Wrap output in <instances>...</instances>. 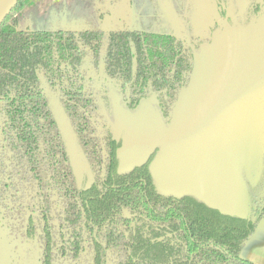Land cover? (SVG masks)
<instances>
[{
  "label": "trees",
  "instance_id": "16d2710c",
  "mask_svg": "<svg viewBox=\"0 0 264 264\" xmlns=\"http://www.w3.org/2000/svg\"><path fill=\"white\" fill-rule=\"evenodd\" d=\"M84 1H56L49 13L55 29L30 30L26 24L16 30L8 17L0 26V207L11 238L24 242L26 235L17 223L10 225L17 219L12 194L20 181L34 182L40 213L27 223L37 228L42 264H78L83 254L92 264H106V247L120 235L128 245L126 264H254L241 252L264 209L253 220L190 196H165L147 165L117 172L119 143L109 135L100 137L90 119L94 98L82 69L85 56L97 62L108 36L105 72L126 90L129 109L156 96L166 120L189 82L194 57L172 34L139 29L106 33L92 19L83 30L61 28L63 16L71 15L73 22L84 19ZM27 6L29 16L33 3ZM42 82L59 93L86 156L89 168L80 185Z\"/></svg>",
  "mask_w": 264,
  "mask_h": 264
},
{
  "label": "water",
  "instance_id": "95a60500",
  "mask_svg": "<svg viewBox=\"0 0 264 264\" xmlns=\"http://www.w3.org/2000/svg\"><path fill=\"white\" fill-rule=\"evenodd\" d=\"M18 2L0 0V26ZM205 6L220 25L228 24L216 6ZM231 27L232 32L213 37L194 52L189 82L169 120L154 96L134 111L125 109L130 124L124 169L143 164L158 149L150 171L161 194L192 196L246 218L258 208L252 200L264 193V22ZM52 104L81 181L83 163L72 129L59 102ZM217 198L228 200L229 207H215ZM27 247L26 264H39L36 242ZM13 257L10 235L0 219V264H15Z\"/></svg>",
  "mask_w": 264,
  "mask_h": 264
},
{
  "label": "flooded vegetation",
  "instance_id": "af4514ba",
  "mask_svg": "<svg viewBox=\"0 0 264 264\" xmlns=\"http://www.w3.org/2000/svg\"><path fill=\"white\" fill-rule=\"evenodd\" d=\"M56 1L58 0H22L21 5L17 4L15 9L12 10L11 14L8 16L9 18L8 20L11 24L13 23L16 30H20V28L23 29L26 24L28 25V28L30 30H38V29H43V28L55 29L57 28V24H54V21H55L54 14L51 13L49 16V13H50V10L53 11V9L51 8H53V4ZM71 1L72 0H67L69 4L71 3ZM124 2L127 4H124ZM169 2H172L171 5L177 8L176 13L180 11V16L184 14L185 7L187 8V5H188V0H127V2L126 0H85L83 4L85 7V10H83L84 19L80 20L79 18L78 20H74L73 22V19L71 20V15L69 17L63 16L59 24L61 28H64V29L83 30V29H76L75 26L81 25V24H84L86 26V23H85L86 20L92 19L97 24H99L106 33L110 31H118V30H123V29H139V30H148V31L157 32V33L172 34L176 36L177 38L183 40L190 47L193 53V57H194V52L198 50L203 43L210 42L209 38H202V37H197V36L180 37V36H177L175 32H173V30L172 32H166L163 28H162L163 30L158 31L161 26V23L159 22V18H161V15H162V13L160 12V9L161 7H163V4L166 7H168L166 3L169 4ZM27 3H33V7H34L33 13L29 14V16L27 12L30 10V7L27 6ZM207 3L213 6H216L217 10L220 13V18L223 20H226L228 24H230L231 26L248 28L253 23H256L259 20H262L264 22V0H208ZM114 6L118 8H129V9L135 6L137 9H139L138 13L141 11L140 9H143L141 14L144 13V9H149L146 11L147 12L146 16L152 17L151 19H149L151 21L149 20L141 21L142 19L139 17V19L135 20L134 23L130 25L129 27H124V28H119V29H109V30L105 29L104 26L110 25L108 24V20H109V16L113 12L111 10L113 9ZM25 14H27V17H25ZM170 14L174 15V12L172 11L170 12ZM48 16L51 22H48ZM37 25H40L41 28H37L36 27ZM218 27H219V22L218 20H216L215 26L211 27V32H214ZM152 29H158V30L154 31ZM108 44H109L108 36H105L103 39V43L101 45L99 60L95 62L91 56L89 55L85 56L82 69L84 70L86 78H87L86 85L92 89V94L94 98L93 110L89 113L90 119L92 120V124L95 125L97 129V134L100 137L109 135L111 140L119 143L118 147L115 150V159L118 162L117 172L121 174H126L127 172L132 171L137 166H135L134 168L130 170H125L122 165V159L120 157V152L124 151L125 149L129 127L117 128L118 115L116 113L118 112H116L114 108V103H113L114 96L116 95L119 98L120 103L121 105H123L124 108H126L129 111H131V109H129V107L127 106L128 96H127L126 90L123 91L120 86L115 84L113 80L110 79L106 75L105 55L107 52ZM134 51L135 49L134 47H132V52ZM136 66H137L136 58H133V61H132L133 70L136 69ZM42 83H43L45 93L51 98V104H52V100L59 102L60 106L62 107L64 111V108L59 99L60 97L59 93L56 91H52L48 87L46 82H42ZM53 111H54V106H53ZM64 114L66 115L65 111H64ZM126 117H127L126 120L128 122L127 124L128 126L130 124L129 114H127ZM67 120H68V116H67ZM70 127H71V124H70ZM60 131H61V128H60ZM72 133L74 135L76 145H77L79 154L81 155V159L83 163L81 181L78 180L74 172L66 143H65V146L67 149V153L69 156V160H70L73 173L75 175V178L78 184L80 185L84 179V171L89 168V165H88L86 156L84 155L83 151L81 150L77 142V139H76V136L73 130H72ZM1 150H2V144H0V151ZM157 150L158 149H156L155 151L151 153V155L149 156L146 162L138 166L147 165L149 172L151 173L150 166H151L153 159L155 158ZM151 177H152V174H151ZM152 180H153V177H152ZM165 196L174 197L173 195H165ZM258 197L259 195H256L255 198L252 200L254 205H257L258 208L256 209L253 207L251 216L253 215L257 216L261 212L260 206L264 203V193L261 198H258ZM40 203L41 201L38 195L36 194L34 182L33 183L31 182V184L27 185L23 181H20V188L15 194H12L11 202H10V206L12 207V212H13L12 214L13 216H16L17 219H11L10 225L14 226V223H17L18 224L17 227L21 229L23 228V230L26 233L24 242H17L11 238L9 229L7 227V219H6L7 215H5L4 210L0 207V219L2 220L6 230L8 231L10 235L12 253L14 256L13 259H14L15 264H26L27 256H28L27 244L30 242L33 243V241L36 242V248L39 252V261H40L39 264H42L41 250H40V247L37 241V228L34 227L33 224L27 223L28 217L35 218L36 216L39 215L40 206H41ZM23 217H24V220H22ZM23 223H24V226L21 227V224ZM113 239L111 240L110 246L106 247V253H107L106 264H126L128 260L127 254L129 251L127 249L128 248L127 243L125 242V240L123 239L121 235L119 236V239L117 240H113ZM77 262H79L78 264H92L91 260H89V258H86L84 254L82 258Z\"/></svg>",
  "mask_w": 264,
  "mask_h": 264
},
{
  "label": "rangeland",
  "instance_id": "374dc122",
  "mask_svg": "<svg viewBox=\"0 0 264 264\" xmlns=\"http://www.w3.org/2000/svg\"><path fill=\"white\" fill-rule=\"evenodd\" d=\"M127 2V0H126ZM208 0H188L187 8L185 7L184 14L180 16V11L176 13V7L172 6V2L166 3L168 7L163 4L160 12L162 13L161 18H159V22L161 23L160 29H152L154 31L165 30L166 32H175L177 36L180 37H202L209 38L210 40L215 36H223L226 33H230L233 31L232 27L228 24H219V27L211 32V27L215 26V18L210 13L209 9L205 6ZM129 3V2H128ZM124 4H127L124 2ZM131 9V10H130ZM118 8L116 6L113 7L111 11L112 14L109 16L108 24L109 26H104L105 29H119L124 27H129L134 23L135 20H138L139 17L142 19L141 21L149 20L152 17L146 16V11L149 9H144V13L141 14L143 9L138 13V10L135 6L132 8ZM153 10V9H151ZM174 12V15H171L170 12ZM176 17V18H175ZM151 21V20H149ZM115 22V24H114ZM76 25V24H75ZM37 28H41L40 25L36 26ZM76 29L84 28L85 25H76ZM163 28V29H162ZM114 108L118 115V126L117 128L127 127L126 115L128 113L125 112L123 105H121L119 98L115 95L113 98ZM126 113V114H125ZM127 141V140H126ZM120 157L122 159L123 168L127 163V158L124 157L123 151L120 152ZM210 202V200H209ZM212 204L218 208H226L229 207V202L226 199L217 198L213 199ZM227 207V208H228Z\"/></svg>",
  "mask_w": 264,
  "mask_h": 264
},
{
  "label": "crops",
  "instance_id": "0c3cea01",
  "mask_svg": "<svg viewBox=\"0 0 264 264\" xmlns=\"http://www.w3.org/2000/svg\"><path fill=\"white\" fill-rule=\"evenodd\" d=\"M241 256L254 264H264V213L254 234L246 241Z\"/></svg>",
  "mask_w": 264,
  "mask_h": 264
}]
</instances>
